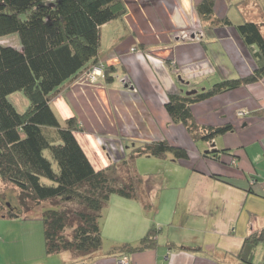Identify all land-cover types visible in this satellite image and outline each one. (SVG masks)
I'll return each mask as SVG.
<instances>
[{"label":"crops","instance_id":"1","mask_svg":"<svg viewBox=\"0 0 264 264\" xmlns=\"http://www.w3.org/2000/svg\"><path fill=\"white\" fill-rule=\"evenodd\" d=\"M122 1L124 15L100 27L99 62L115 67L114 80L99 76L89 83L83 74L60 89L50 105L61 122L78 120L75 137L95 170L117 165L134 142L167 140L186 149L188 157L176 160L179 168L159 185L147 178L150 209L139 200L111 195L101 225L108 249L88 259L46 254L41 207L26 218L0 216V264H116L122 255L118 247L137 246L153 226L160 229L155 246L128 254L132 264H243L238 254L244 238L264 227V128L236 139L234 113L236 90L244 95L238 103L248 113H264V79L191 106L198 124L232 125L231 132L210 142H193L164 107L169 94L198 91L210 78H235L223 69L240 58L237 49L251 60L231 18L235 0H214L210 20L197 12L202 0ZM247 1L240 0L241 5ZM224 17L230 25L218 22ZM254 69L252 62L238 75ZM254 145L259 148L253 153ZM156 193L157 205L152 203Z\"/></svg>","mask_w":264,"mask_h":264},{"label":"trees","instance_id":"2","mask_svg":"<svg viewBox=\"0 0 264 264\" xmlns=\"http://www.w3.org/2000/svg\"><path fill=\"white\" fill-rule=\"evenodd\" d=\"M213 7L214 0H202L197 12L210 20ZM125 12L122 0H0V39L17 34L20 43L15 47L0 42V195L13 189L16 197L9 206L0 200V216L26 218L40 206L48 255L68 253L73 260L96 255L102 246L101 213L111 195L136 199L145 209L151 208L146 193L149 180L136 172V156L188 157L186 149L167 140L138 142L117 164L124 177H115L113 167L95 170L75 137L81 129L78 120L61 122L50 105L60 89L94 66L103 67L107 83L114 80L115 67L99 62L100 27ZM218 22L231 23L228 17ZM235 28L255 61L252 73L215 81L193 95L169 94L164 104L170 121L181 124L195 141L210 142L233 128L198 124L191 108L194 103L264 79L262 26L243 21ZM15 92L28 99L23 112L8 99ZM159 231L153 226L137 246L126 243L117 251L128 258L130 253L152 248ZM261 242L264 227L244 238L240 262L251 264Z\"/></svg>","mask_w":264,"mask_h":264},{"label":"rangeland","instance_id":"3","mask_svg":"<svg viewBox=\"0 0 264 264\" xmlns=\"http://www.w3.org/2000/svg\"><path fill=\"white\" fill-rule=\"evenodd\" d=\"M241 3L242 2H240V0H235V9H233V11H231V18L234 19L235 24H240L243 21H253V22L259 23L262 26L261 29H262V32L264 34V0H248L247 3H245L244 5H241ZM249 3H253V7L249 6ZM20 17L24 18L25 15L21 14ZM236 32H237V30H236ZM237 34H238V32H237ZM238 36H239V34H238ZM239 38L241 39L240 36H239ZM0 42L5 43V44H11L14 46H16V45L20 46L17 34H11L10 36H7L6 38H2V39H0ZM240 42L244 47H246L245 44L242 42V40H240ZM236 52L238 53L240 58L236 57L235 61L230 65H228V63L226 62L225 63L226 67H224V69H223L225 71V73H227L228 70H229V74L234 73L235 78L239 77V75H238L239 73H244L247 68H250L252 62H255L250 51L247 53V55L251 58V60L250 59H248V60L244 59V50L243 49L242 50L237 49ZM214 79L211 80V78H210L208 80V82H206L205 84L202 85L201 89L205 88V85H206V87H208L207 85H210V84L212 85L214 83ZM87 82H88V80H87ZM89 83H91V82H89ZM239 94H240V91L236 90L235 91V98L238 101H240L244 97V95L240 96ZM8 99L14 105V107L16 108V110L18 112L25 111V109L29 105L28 99L25 97L23 92L12 93L8 96ZM260 100L262 101L261 103L264 106V96H261ZM238 101H235V110H234V113H235V138L236 139L240 138V137H250L255 132L264 128V125L262 123L264 121H261V119L258 118V117L261 118L264 116L263 112L262 113H254L253 111H251L250 113H246L247 114V115H245L246 117H244V116L240 117L237 115V113L239 111H245L246 112L248 109L245 105L238 103ZM247 121L249 123L248 125L246 124ZM193 142H196V144L198 145L202 141L201 140H198V141L194 140ZM134 143H138V142H134ZM128 145H130L129 142H128ZM103 148L107 149L108 147L106 145H104V146H102V149ZM258 148H259V145H254V146H250L249 149L251 150V152L254 153L257 151ZM193 151H194V148H193ZM44 153H45V156L52 162L53 167L56 170L57 165L52 160L49 152L45 151ZM180 165L181 164L179 163V161H176L171 156H169L167 159H164V158L151 156V155H139V156H136L134 159V168H135L136 172L140 176H142L143 178H151L152 180H154L155 185L158 183L160 184L169 175L168 174L169 172L172 173L173 169L179 168ZM117 166L118 165L112 166L113 167L112 170H113L114 176L118 177L120 179V178L124 177L125 174H124V170H120V168H118ZM184 166H186V165L184 164ZM43 182L49 183V181L47 179H43ZM118 185H121V183H118ZM166 185H167V182L164 185V187ZM164 190H168V189H164ZM160 192H161V190H160ZM163 192H167V191H163ZM148 195H149V192H148ZM151 198H153L152 195L150 196V200H151ZM0 200L3 201L4 203L8 202V203L15 204L16 203V197H15V193H14L13 189L12 190L8 189L2 195H0ZM158 202H159L158 193H156L155 198L152 201V203L157 205ZM37 209L39 210L40 206H38ZM106 218H107L106 217V211L104 208L102 210V213H101L100 228H101V225L104 223ZM3 228L6 229V226L4 225ZM4 229H1V230L4 231ZM0 238L2 239L1 236H0ZM106 245H107L106 242H104V245H102V248H101V249H103V251L108 249V247ZM6 249H7V247H6ZM1 253H2V250H1V246H0V259H1ZM243 264H246V263H243ZM247 264H249V263H247ZM251 264H264V242H261L256 247Z\"/></svg>","mask_w":264,"mask_h":264},{"label":"built area","instance_id":"4","mask_svg":"<svg viewBox=\"0 0 264 264\" xmlns=\"http://www.w3.org/2000/svg\"><path fill=\"white\" fill-rule=\"evenodd\" d=\"M197 26V25H196ZM135 49L133 48L132 51H134ZM103 77V67L100 65L94 66L92 67L89 71L84 73V77L91 83L95 82L97 80L98 77ZM246 113H248L247 111H239L237 113V115L239 116H244L246 115ZM232 164L236 163V159L233 158L231 161ZM116 264H132L130 259L127 257H121L117 260Z\"/></svg>","mask_w":264,"mask_h":264},{"label":"water","instance_id":"5","mask_svg":"<svg viewBox=\"0 0 264 264\" xmlns=\"http://www.w3.org/2000/svg\"><path fill=\"white\" fill-rule=\"evenodd\" d=\"M195 93H197V90H195V89H193V90H188V91H185V92H184L185 95H193V94H195ZM7 206H9V205H7Z\"/></svg>","mask_w":264,"mask_h":264},{"label":"flooded vegetation","instance_id":"6","mask_svg":"<svg viewBox=\"0 0 264 264\" xmlns=\"http://www.w3.org/2000/svg\"><path fill=\"white\" fill-rule=\"evenodd\" d=\"M7 205H10L8 202H6Z\"/></svg>","mask_w":264,"mask_h":264},{"label":"bare ground","instance_id":"7","mask_svg":"<svg viewBox=\"0 0 264 264\" xmlns=\"http://www.w3.org/2000/svg\"><path fill=\"white\" fill-rule=\"evenodd\" d=\"M210 144V143H209ZM211 145V144H210ZM214 148V147H213Z\"/></svg>","mask_w":264,"mask_h":264}]
</instances>
